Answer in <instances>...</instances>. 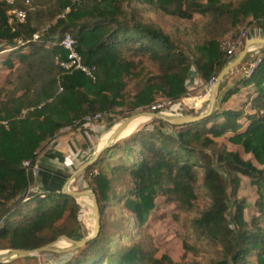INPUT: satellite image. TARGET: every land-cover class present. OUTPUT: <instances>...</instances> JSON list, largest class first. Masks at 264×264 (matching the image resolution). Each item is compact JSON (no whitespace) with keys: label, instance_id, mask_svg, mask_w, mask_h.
<instances>
[{"label":"trees","instance_id":"obj_1","mask_svg":"<svg viewBox=\"0 0 264 264\" xmlns=\"http://www.w3.org/2000/svg\"><path fill=\"white\" fill-rule=\"evenodd\" d=\"M148 3L182 20L199 12L192 25L194 40L182 45L145 22L144 10L135 4ZM15 7L26 11L23 23L9 22L10 6L0 0V53H8L3 64L11 67L14 58L18 62L13 79L6 80L12 94L0 103V251L34 250L62 236L83 239L77 219L80 205L62 193L72 175L71 158L64 159V170H43L38 162L62 128L83 126L86 117L99 116L92 123H101L110 115L128 117L138 108L149 112L157 96L179 101L186 97L194 74L207 82L232 60L220 49L228 33L237 35L241 28L264 33V0H32L31 8L15 0ZM66 34L82 64L94 68V79L56 64V59L67 60L60 45ZM257 53L253 62L258 65L250 77L220 86L209 116L179 126L153 120L151 131L141 129L100 153L84 170H97L86 182L98 203L100 230L56 264H164L155 258L150 241L115 245L134 238L126 231L129 222L142 227L160 177L172 184L171 199L184 202V210L194 208L198 188L205 194L208 204L188 224L215 252L206 264H262L264 146L256 141L253 129L264 126V47ZM134 58L145 60L154 71L134 63ZM242 87L253 91L247 92L239 109L226 108ZM247 107L255 113L246 114ZM246 123L249 126L242 131ZM227 133L254 155L261 169L236 153L215 150L214 139ZM25 162L38 164L35 177ZM238 175L248 178L259 196L258 215L249 223L244 201L235 199ZM116 206L120 219L107 212ZM36 260L21 262L38 264Z\"/></svg>","mask_w":264,"mask_h":264},{"label":"rangeland","instance_id":"obj_2","mask_svg":"<svg viewBox=\"0 0 264 264\" xmlns=\"http://www.w3.org/2000/svg\"><path fill=\"white\" fill-rule=\"evenodd\" d=\"M135 5L138 8L144 10L142 12V15L145 22L151 23L161 28L167 35H169L174 40H177L182 45L190 43V40H194L192 25L193 23L197 22L198 19L200 18L199 12H193L191 20H182L179 19L177 16H172L161 12L158 8H156V6H152L149 3L145 5H140V4H135ZM7 16L10 22V17L8 14ZM242 29L243 28H241L240 31ZM234 35L236 34L235 32L232 31L228 33L226 36H234ZM242 50L243 49L238 51L237 54L234 56V58L238 56ZM7 54H8L7 51H5V53H0V103L6 101L7 97L12 94L13 87L10 84H7L6 80L13 79L10 78L11 74H13V72L16 70L18 65V62L15 58L10 63L11 67L9 65L3 64V62L7 58ZM258 55L259 54L257 53V50L251 52L249 51L245 57L247 58V61L244 62L243 60L241 64L238 65V67L228 76V78L229 77L230 78L227 85L232 86L236 80H238L242 76H245L244 74L245 70H247L249 65L253 63V60ZM132 61L134 63H140L141 65L146 64L145 60H140L138 58H134ZM146 65L148 70L154 71V68L152 66L148 64ZM252 91H253L252 87L240 88L238 93L231 96L232 98L231 97L229 98V100L225 104V107L231 109H239L241 104L245 100V96L247 95V92H252ZM196 93L197 92H190V95L192 97H195L197 96ZM160 100H168V99L162 96H157L154 102ZM187 106H189L188 107L190 108L189 111H192L194 115L205 114L208 108V104L200 100H194V101L191 100V102L187 104ZM145 112L148 111H142V108H138L133 113L129 114L128 117L137 114H142ZM23 113H25V111H22V114ZM245 113L251 115L254 114L255 111L252 110L250 107H247L245 108ZM125 114L127 115V113ZM126 115H121V116L110 115L100 122L103 121L108 122L107 121L108 119L113 118L114 120H116L117 123V125L115 126L116 128L126 118H128L125 117ZM134 121H139V122L138 124L135 125V127H131V128L127 127L128 129L126 128L124 132L121 134V136L112 144H114L115 142H120L125 138H129L131 134L138 132L141 129L147 131H151L153 129V125H152L153 119L137 118ZM239 122L243 123L244 119L240 120ZM248 126H249L248 123H246L243 126L242 131L245 130V128H247ZM78 127L75 128L64 127L60 130V133L56 138H58L61 134L63 135L70 134L74 132ZM253 135L256 141L264 146V126L255 127L253 129ZM231 136L232 135L230 133H227L223 137L214 139V141L216 142L215 150L220 148L221 150L225 149L228 152L236 153L241 160L250 162L253 166L257 167L258 169H261L262 166L257 163L254 155L252 153H247L241 144L234 143L233 141H231L230 140ZM56 138L54 140H56ZM108 138L109 135L104 137L98 136L97 138L95 137L90 138L91 141L88 143L86 147L84 145L85 141L82 143L80 140L73 139L72 144L70 143L71 142L70 141L69 146L71 148V152H69V156L71 154V156L73 157L77 150V152H79L81 157L80 162L73 169L72 174L76 172L80 166L93 160L95 156L98 154V152L103 150ZM52 142L48 145L47 150L51 146ZM32 169L33 168H31L30 171ZM89 175L90 176L97 175V170L94 169L91 173L83 171L82 173L78 174L75 178L69 181L68 189L70 191H75V192L91 190V188L87 186V182H86L87 178L90 177ZM238 179H239V184L236 191L235 199L244 201V204L246 205L244 209V219L246 222L249 223L251 221L252 216L258 215L256 202L258 201L259 196L257 193L256 186H254L248 178L238 175ZM196 186L200 187L201 182H198ZM171 188H172V184L170 182H167V180H165L163 177L156 179V184H154L155 193L153 199V208L148 212L142 227L137 228V223L135 221L129 222L130 228L127 229L126 231H128L130 233V236L134 238L129 243H123L121 241H118L115 245L116 246H124L126 244L130 245L134 240L140 243L142 239V241L146 243L150 241L149 245L151 246V250L154 252L155 258L161 260L164 264H184L191 262H199L202 264H206L215 256V252L213 251L210 244H208L204 238L199 237L189 228V224H188L189 218L196 216L198 214L197 212L201 208L206 207V205L208 204V201H205L203 199L205 197V194L202 192L201 188H198L197 193L199 194V197L194 203L195 205L194 208L188 211V210H184L185 206H187L184 202H176L171 199V195H170ZM230 191L231 188L229 187L228 192ZM77 202L78 204H81L83 200L79 199L77 200ZM118 211H120L119 206L111 207L109 210L107 209L108 214L113 217L117 216ZM91 212L92 210H91L90 201L88 203V206H84V204L82 203V206H80V210L77 217L79 224L78 225L79 236H83L82 238H86L92 233V228L94 223L91 216ZM88 214H90V216ZM117 217L120 219L122 215H118ZM132 234L135 235L133 236ZM68 248H70V245L60 240L53 248L54 252H52L51 254H41L33 257L37 258L36 261L38 264H56L58 263V261L63 259L66 256V254L73 253V251L70 252L67 251ZM4 252L6 251H0V254ZM250 260L254 261L253 259ZM261 260H262V264H264L263 261L264 257H262ZM14 262H17L16 264H23L21 260L20 261L16 260Z\"/></svg>","mask_w":264,"mask_h":264},{"label":"water","instance_id":"obj_3","mask_svg":"<svg viewBox=\"0 0 264 264\" xmlns=\"http://www.w3.org/2000/svg\"><path fill=\"white\" fill-rule=\"evenodd\" d=\"M253 46L263 48L264 47V40L263 39H253V40L247 41L243 50L240 52V54L238 56H236L234 59H232L223 68V70L219 73V75L217 76V78L215 79L214 83L211 86L210 96H209V101H208V108H207V111L205 114H200L198 116L173 117V116H165V115L160 114V113L145 112L142 114L130 116V117L126 118L118 127H116L111 132V135H110L109 139L107 140L103 150L105 148L109 147L114 141H116L121 136V134L124 132V130L135 119H137L139 117L153 119V120H162V121L169 123L171 125L179 126V125H187L189 123L198 121L200 119H203V118L209 116L212 113V111H213V109L217 103V97H218V92H219L220 86L225 82L227 77L238 67V65L241 64V62L245 59V57L249 51V48H251ZM102 151L98 152V154L95 156V158L93 160L83 164L76 172H74L72 174V176L66 181V183L64 184V186L62 188V193L68 194L76 200L81 199V200H83V202H85V200L87 199V196H89L91 198V200H90L91 205H92L91 216H92L93 223H94L91 235H89L88 237L83 238L81 240H73V239L68 238L66 236H62V237L58 238L56 241L49 243L47 245H44L38 249L6 251V252L0 254V264H9V263H12L16 260H21V259H25V258H29V257H33V256H38V255L45 254V253H52V252H54L53 248L55 247V245L60 240L66 242L70 245V248H68L67 251H69V252L74 251L78 248L85 246L90 240L94 239L98 235V232L100 230V214H99V207H98V203H97L95 194L93 193L92 190H85V191H81V192L70 191L68 189V184H69V181L71 179L75 178L78 174L82 173L89 165H91L97 159V157L100 155V153ZM82 203L79 205L82 206ZM88 215L90 216V214H88Z\"/></svg>","mask_w":264,"mask_h":264},{"label":"built area","instance_id":"obj_4","mask_svg":"<svg viewBox=\"0 0 264 264\" xmlns=\"http://www.w3.org/2000/svg\"><path fill=\"white\" fill-rule=\"evenodd\" d=\"M31 1L32 0H23L24 5H26L28 8H31ZM7 4L10 6V9L8 10L10 22L23 23L26 18V11L24 9L16 8L15 0H7ZM256 36L264 38L263 31L260 29L243 28L239 32V34L234 36H226L225 38H223L220 43V49L226 52L229 59H233L237 52L240 51V48L244 45L245 40L247 38H253ZM35 38L37 37L35 36ZM60 45L65 51H67L68 56L66 61H59L56 59V64H58L61 69L65 70L68 73L81 72L86 77L94 79V68H89L82 64L81 58L74 48V42L68 34L63 37L60 42ZM257 65L258 62H253L252 64H250L247 70H245L244 72L245 76L250 77L253 73L254 68ZM215 79L216 78H211L209 81L205 82L197 96L194 97V99L200 100L202 102L204 101V103L206 102L208 104L210 89ZM186 95L187 98L192 97L189 92ZM188 107L189 106H187L183 100L175 102L169 100H160L154 102L149 106V112L160 113L165 116L180 117L188 115L187 112L190 110V108ZM93 119L98 120L99 116H95ZM93 119L91 120L89 117H86V124H91ZM23 166L26 169L33 168L31 170V173L34 177L39 171V166L36 163L34 165H30L28 162H25Z\"/></svg>","mask_w":264,"mask_h":264},{"label":"crops","instance_id":"obj_5","mask_svg":"<svg viewBox=\"0 0 264 264\" xmlns=\"http://www.w3.org/2000/svg\"><path fill=\"white\" fill-rule=\"evenodd\" d=\"M253 39H263L262 37H253V38H247L244 42V46L247 41L253 40ZM243 46V48H244ZM259 47L253 46L249 48V51H258ZM248 51V52H249ZM230 78V77H229ZM229 78L225 80L226 83H228ZM224 82V83H225ZM205 82H202L195 74L192 76V80L189 85V93L190 92H197L196 94L199 93L200 89L204 85ZM219 95V92H218ZM218 98V97H217ZM232 98V97H231ZM181 100L184 101V103L187 105L191 102V100H195L194 97H184ZM229 100V99H228ZM108 122H101V123H91V124H85L83 126H79L76 128V130L70 134L63 135L61 134L56 140H54L47 150V152L43 155H41L39 159V164L43 168V170H49V171H55V170H64L66 169L67 165H65V160L68 159L69 152H71V148L69 146V142L72 144V140H80L82 143L85 141V147L88 145V143L91 141L90 138H97L98 136H107L111 135V132L115 129V126L117 125L116 120L113 118H110L107 120ZM109 139V138H108ZM107 142V141H106ZM77 153V154H76ZM74 154V156L70 157L72 161V168L74 169L78 163L80 162V155L79 152ZM65 165V166H64ZM81 167V166H80ZM79 167V168H80Z\"/></svg>","mask_w":264,"mask_h":264},{"label":"bare ground","instance_id":"obj_6","mask_svg":"<svg viewBox=\"0 0 264 264\" xmlns=\"http://www.w3.org/2000/svg\"><path fill=\"white\" fill-rule=\"evenodd\" d=\"M192 101H194V100H192ZM141 117H139V119H140ZM138 122L139 121H134V122H132L129 126H128V128H131V127H135V125L136 124H138ZM127 128V129H128ZM91 200V198L89 197V196H87V199L85 200V202H83V204H84V206H88V203H89V201ZM91 203V202H90ZM91 210H92V205H91Z\"/></svg>","mask_w":264,"mask_h":264}]
</instances>
